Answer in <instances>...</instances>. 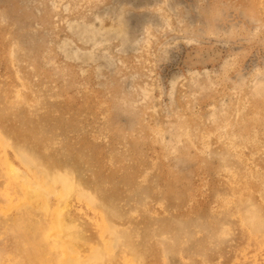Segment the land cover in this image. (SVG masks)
I'll list each match as a JSON object with an SVG mask.
<instances>
[{
  "label": "rangeland",
  "instance_id": "rangeland-1",
  "mask_svg": "<svg viewBox=\"0 0 264 264\" xmlns=\"http://www.w3.org/2000/svg\"><path fill=\"white\" fill-rule=\"evenodd\" d=\"M3 158L104 212L52 192L67 230L44 232ZM69 238L80 261L264 264V0H0V264Z\"/></svg>",
  "mask_w": 264,
  "mask_h": 264
},
{
  "label": "bare ground",
  "instance_id": "bare-ground-1",
  "mask_svg": "<svg viewBox=\"0 0 264 264\" xmlns=\"http://www.w3.org/2000/svg\"><path fill=\"white\" fill-rule=\"evenodd\" d=\"M5 159L9 174H11V179L14 181H17L18 184L22 185L23 191H21L18 194V203H21V206L27 203V201H33L37 200L39 203V208L43 210L46 222L43 225L44 232H54V234L64 230H67V224L65 225V219L63 216L64 211V201L67 198V193L71 195L72 193L77 194L80 197H85L89 202L94 205L95 208H99L100 211L104 212L103 207L98 204L93 198L91 197V190L90 188L86 191L83 189H80L79 187L73 188L70 184V175L66 173H61L59 175H55L58 185L63 187V191L56 189L55 185H47V178L44 179V177L33 179L31 178L30 172L24 169H21L17 166H15L13 163L9 162L6 158ZM55 164H47L45 167H47L48 170H51ZM70 172V171H68ZM52 192H56L58 194L59 198L64 199L61 200L59 203H56V210L52 215H49L48 210L51 208L50 204V195ZM26 205V204H25ZM23 211L21 214L27 215V216H34V210L31 206H23ZM50 221V223H48ZM78 240L69 238L68 241H66V250L64 254L66 255H59L55 252L56 247L48 248L47 251H54L52 254V257L50 259H43V262L39 260V264H108L105 263L104 260H106L105 253L102 248L96 247L90 256H87L86 260H79L78 256ZM61 240H55L54 244L57 246L60 245ZM110 247V245H109Z\"/></svg>",
  "mask_w": 264,
  "mask_h": 264
}]
</instances>
